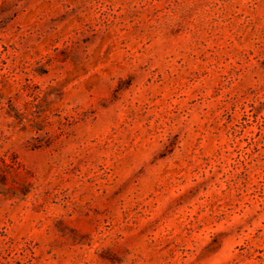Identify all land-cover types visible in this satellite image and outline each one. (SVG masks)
<instances>
[{
  "label": "rangeland",
  "instance_id": "1",
  "mask_svg": "<svg viewBox=\"0 0 264 264\" xmlns=\"http://www.w3.org/2000/svg\"><path fill=\"white\" fill-rule=\"evenodd\" d=\"M0 157V264H264V0H0Z\"/></svg>",
  "mask_w": 264,
  "mask_h": 264
},
{
  "label": "trees",
  "instance_id": "2",
  "mask_svg": "<svg viewBox=\"0 0 264 264\" xmlns=\"http://www.w3.org/2000/svg\"><path fill=\"white\" fill-rule=\"evenodd\" d=\"M17 169L14 160L7 161L4 157H0V189L10 190V188H6L7 178L13 176Z\"/></svg>",
  "mask_w": 264,
  "mask_h": 264
}]
</instances>
